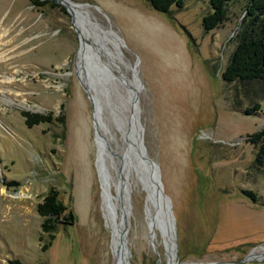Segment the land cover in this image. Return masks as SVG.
Here are the masks:
<instances>
[{
  "label": "rangeland",
  "instance_id": "374dc122",
  "mask_svg": "<svg viewBox=\"0 0 264 264\" xmlns=\"http://www.w3.org/2000/svg\"><path fill=\"white\" fill-rule=\"evenodd\" d=\"M49 1L0 0V264H114L96 112L82 84L88 62L111 80L89 85L91 93L140 89L144 141L172 199L177 249L154 225L156 250L146 189L131 168V264H264V151L248 139L264 127V82L223 79L249 0L232 3L209 32V0H187L170 14L148 0H72L84 5V56L72 13ZM99 96L105 163L115 173L126 145ZM256 103L262 111L246 114ZM25 111L53 121L29 126ZM52 188L75 220L49 234L38 205Z\"/></svg>",
  "mask_w": 264,
  "mask_h": 264
},
{
  "label": "water",
  "instance_id": "95a60500",
  "mask_svg": "<svg viewBox=\"0 0 264 264\" xmlns=\"http://www.w3.org/2000/svg\"><path fill=\"white\" fill-rule=\"evenodd\" d=\"M64 7L67 6L59 0H53ZM150 3V2H149ZM153 8V7H152ZM78 31V30H77ZM88 67L82 64V72L84 73V85L90 99L93 102V109L95 111L96 98L100 101V108L102 109V100L99 95L105 97L104 105L108 109V113L111 117L112 122L116 128L121 131L125 136L127 143L126 154L129 159L134 163L139 178L146 189V202H145V214L149 222L151 234L150 239L156 248L154 241L155 231L153 226L156 225L161 233L166 235H172L175 249H177L176 243V227H175V216L173 213V205L171 197L166 193L164 183L162 180L161 168L158 162L153 159L146 147L144 141V126L141 121V108L139 98V88H136L126 97L119 96L111 87H104L97 92L95 95L91 93L89 85H98L101 83L111 84L109 75L106 73L105 76H98L97 67L95 64L87 63ZM94 65V66H93ZM89 68V69H88ZM140 83H143L141 77H137ZM113 87V86H112ZM94 96L96 98H94ZM100 109V110H101ZM99 110V111H100ZM102 111V110H101ZM94 122L96 128V119L94 114ZM128 210H125L124 196L121 197L122 213L121 220L117 227V249L114 255V264L117 260L121 264H131L130 256L131 251L129 248V232H130V215L132 213L131 204V193L127 194ZM113 249V248H112ZM157 250V248H156ZM252 254L244 259L243 261L251 260ZM204 264H226L221 262H212Z\"/></svg>",
  "mask_w": 264,
  "mask_h": 264
},
{
  "label": "trees",
  "instance_id": "16d2710c",
  "mask_svg": "<svg viewBox=\"0 0 264 264\" xmlns=\"http://www.w3.org/2000/svg\"><path fill=\"white\" fill-rule=\"evenodd\" d=\"M158 12L170 14L172 7L183 9L187 0H148ZM238 0H209L211 11L203 17V27L209 32L222 25L229 16V6ZM36 5H44L49 0H33ZM54 5H57L54 3ZM238 44L233 52L231 60L223 72V79L227 82H264V0H249L246 4L245 16L241 29L238 32ZM262 111L259 103L252 108H247L248 115ZM27 124H35L53 121L51 114H38L29 111L24 112ZM249 141L261 144L264 151V127L256 133L249 135ZM252 199H258L253 190H245ZM67 207L59 200V191L52 188L38 205V212L44 218L42 227L44 232L52 234L57 230L62 219L69 220L65 224L72 225L75 215L69 213L65 217ZM14 264H30L21 260H15Z\"/></svg>",
  "mask_w": 264,
  "mask_h": 264
},
{
  "label": "bare ground",
  "instance_id": "6f19581e",
  "mask_svg": "<svg viewBox=\"0 0 264 264\" xmlns=\"http://www.w3.org/2000/svg\"><path fill=\"white\" fill-rule=\"evenodd\" d=\"M59 1L66 4L67 9L70 10V12L73 15V23H74L75 27L77 28L78 33L80 35V39H81V48L79 50V54H80V56H84L87 53V51H89V49H90L89 48L90 39L87 35V29H86V26L84 23V17H83L84 15L82 16L83 13L81 12V8L84 5L76 3L72 0H59ZM4 59H6V57L0 56V60H4ZM12 81L13 80L11 78H6V82L10 83ZM93 95H95V94H93ZM124 97H126V96H124ZM94 98H96V97L94 96ZM95 102H96V110H95V112H96V114H95L96 134H97V137L99 140V145H100L99 147L101 150L100 151V169H101V175H102V181H103L102 209H103L107 224L112 229V248H113V254H114L116 252V249H117V234H116V232H117V227H118L119 221L121 220V213H122L121 197H122V195L124 196V199H125L124 200V206H125V210L127 211L128 210V202H127L126 198H127L128 192L131 193V185H132V183L130 181L131 180L130 171H131V168L135 165L129 159V157L127 155L125 156V154H126V151H125L122 159H120V161H115V173H112L108 169V167L106 166V163H105V154L107 152L106 139L103 136H100V132H99V117H100V114L102 113V111H101L102 109L100 108L101 103H100V101L97 100V98H96ZM120 133L122 134V139H123V141L127 147V143L124 139L125 136L121 131H120ZM138 180H141L139 178V175H138ZM261 252L264 255V247L261 248ZM173 260H174V258H173ZM116 264H121V263L119 260H117ZM171 264H194V263H192V262L180 263V262L174 260V261H172Z\"/></svg>",
  "mask_w": 264,
  "mask_h": 264
}]
</instances>
